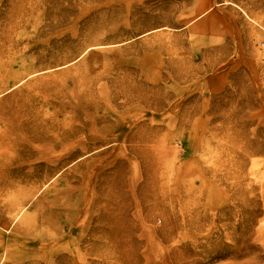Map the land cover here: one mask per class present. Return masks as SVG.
<instances>
[{
  "label": "rangeland",
  "instance_id": "374dc122",
  "mask_svg": "<svg viewBox=\"0 0 264 264\" xmlns=\"http://www.w3.org/2000/svg\"><path fill=\"white\" fill-rule=\"evenodd\" d=\"M0 264H264V0H0Z\"/></svg>",
  "mask_w": 264,
  "mask_h": 264
}]
</instances>
